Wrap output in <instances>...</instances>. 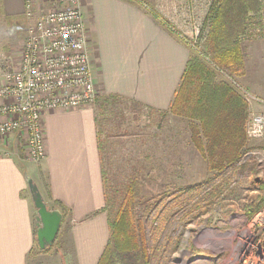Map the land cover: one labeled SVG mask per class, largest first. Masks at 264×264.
I'll use <instances>...</instances> for the list:
<instances>
[{
  "label": "crops",
  "instance_id": "1",
  "mask_svg": "<svg viewBox=\"0 0 264 264\" xmlns=\"http://www.w3.org/2000/svg\"><path fill=\"white\" fill-rule=\"evenodd\" d=\"M180 1L85 0L82 17L97 95L168 110L190 54L179 31L189 20ZM146 2L160 7L152 12ZM23 12L24 0H0L4 17H23ZM43 130L39 163L25 160L15 136L0 142V264H35L31 258L42 251L35 240L36 211L26 176L48 204L59 203L64 210L59 228L67 232L64 264H97L109 231L96 109L48 111Z\"/></svg>",
  "mask_w": 264,
  "mask_h": 264
},
{
  "label": "rangeland",
  "instance_id": "2",
  "mask_svg": "<svg viewBox=\"0 0 264 264\" xmlns=\"http://www.w3.org/2000/svg\"><path fill=\"white\" fill-rule=\"evenodd\" d=\"M262 2L261 11L249 18L248 31L241 41L245 70L235 79L236 90L247 104L246 125L251 115L261 109L260 104L250 98L264 100V0ZM180 3L184 4L183 11L189 20H185L183 27L179 26V31L189 42L188 47L195 51V46L204 41L201 36L206 19L219 0L191 3L182 0ZM144 5L152 12L154 7H160L155 2ZM185 6L193 9L185 11ZM162 14L167 15V12ZM25 36V22H10L0 13V77L6 66L17 63ZM88 50L90 54L89 45ZM216 78L222 80L220 75ZM106 98L97 95L93 106L97 113L107 196L111 200L116 198L114 191L137 171L144 199L140 204L146 202L149 206L147 214L142 213V206L136 208L144 223L149 264H235V253L245 238L248 222L242 204L264 195L261 189L264 186V138H246L245 153L235 166L215 175L208 171L190 142L189 128L197 125L196 122L171 114L164 117L167 111H151L125 100H109L111 105L100 107ZM173 188L177 190L171 191ZM64 229L65 226L61 227L51 247L35 253L31 262L64 264L67 250Z\"/></svg>",
  "mask_w": 264,
  "mask_h": 264
},
{
  "label": "trees",
  "instance_id": "3",
  "mask_svg": "<svg viewBox=\"0 0 264 264\" xmlns=\"http://www.w3.org/2000/svg\"><path fill=\"white\" fill-rule=\"evenodd\" d=\"M262 4V0H219L206 19L205 35L201 36L204 41L195 46V51L190 49L179 86L167 114L163 113L164 117L171 114L197 123L189 128L190 142L208 171L215 175L234 167L246 150L247 104L236 90L235 79L245 70L241 41L248 31L249 18L261 11ZM8 21L22 23L25 19L16 17ZM217 75L222 76V80H217ZM109 100L124 99L110 96L100 107L111 105ZM101 149L99 142L102 157ZM103 185V211L109 235L97 264H149L144 223L136 213L137 206H142V213L147 214L149 206L146 202L140 204L144 199L137 171L114 191L116 198L112 200L107 196L104 172ZM261 189L264 191V186ZM175 190L177 188L171 191ZM45 202L50 208H58L63 218L64 210L59 203ZM263 205L264 195L257 200H246L242 204L246 220H250Z\"/></svg>",
  "mask_w": 264,
  "mask_h": 264
},
{
  "label": "built area",
  "instance_id": "4",
  "mask_svg": "<svg viewBox=\"0 0 264 264\" xmlns=\"http://www.w3.org/2000/svg\"><path fill=\"white\" fill-rule=\"evenodd\" d=\"M84 2L24 0L22 51L17 63L6 66L0 77V142L21 138L22 151L33 163L44 157L45 113L92 106L97 99L82 17ZM250 99L261 109L251 115L246 138L261 140L264 100ZM235 261L264 264V205L248 220Z\"/></svg>",
  "mask_w": 264,
  "mask_h": 264
},
{
  "label": "water",
  "instance_id": "5",
  "mask_svg": "<svg viewBox=\"0 0 264 264\" xmlns=\"http://www.w3.org/2000/svg\"><path fill=\"white\" fill-rule=\"evenodd\" d=\"M25 180L36 211L34 218L36 244L40 250H46L51 247L58 234L62 214L58 208L47 206L40 189L30 177L26 176Z\"/></svg>",
  "mask_w": 264,
  "mask_h": 264
}]
</instances>
